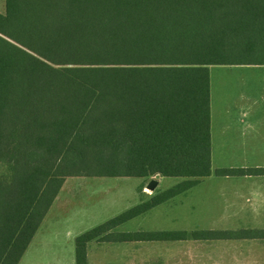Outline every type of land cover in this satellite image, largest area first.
Instances as JSON below:
<instances>
[{"label":"trees","instance_id":"obj_1","mask_svg":"<svg viewBox=\"0 0 264 264\" xmlns=\"http://www.w3.org/2000/svg\"><path fill=\"white\" fill-rule=\"evenodd\" d=\"M264 65V0H5L0 12V264H18L70 177L180 178L75 240L112 232L213 174L210 67ZM218 176L264 174L224 168Z\"/></svg>","mask_w":264,"mask_h":264},{"label":"crops","instance_id":"obj_2","mask_svg":"<svg viewBox=\"0 0 264 264\" xmlns=\"http://www.w3.org/2000/svg\"><path fill=\"white\" fill-rule=\"evenodd\" d=\"M210 132L213 174L197 185L220 178L218 220L228 225L193 230L224 231L235 236L192 242L203 248H215L220 263L208 264H264V174L218 176L214 173L224 168L264 169V65L210 67ZM120 226L112 232L169 231L120 230ZM81 234L83 231L73 232L67 227H40L18 264H76L75 240ZM149 242L163 240H92L87 244V264H139L137 245ZM54 247H60L62 252L50 253L48 250Z\"/></svg>","mask_w":264,"mask_h":264},{"label":"rangeland","instance_id":"obj_3","mask_svg":"<svg viewBox=\"0 0 264 264\" xmlns=\"http://www.w3.org/2000/svg\"><path fill=\"white\" fill-rule=\"evenodd\" d=\"M4 10L5 0H0V12L3 13ZM153 178L84 176L67 178L57 200H54L55 204H52L53 208L48 211L40 227L43 229L67 227L73 232L84 233L182 181L175 177H160L156 188L149 190L147 183ZM220 181V178H215L202 182L200 186L197 185L128 221L120 226V230L190 231L200 227L227 226L224 220H218L217 206L221 201ZM48 251L61 253L62 249L54 247ZM136 263L208 264L220 261L215 257V248L194 245L192 240H165L138 244Z\"/></svg>","mask_w":264,"mask_h":264},{"label":"water","instance_id":"obj_4","mask_svg":"<svg viewBox=\"0 0 264 264\" xmlns=\"http://www.w3.org/2000/svg\"><path fill=\"white\" fill-rule=\"evenodd\" d=\"M160 178V175L157 174L154 176L153 179H151L147 185V189L154 190L156 186L158 185V179Z\"/></svg>","mask_w":264,"mask_h":264}]
</instances>
